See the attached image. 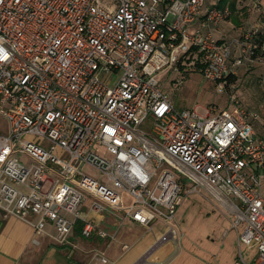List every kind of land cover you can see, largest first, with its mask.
<instances>
[{"label":"built area","instance_id":"built-area-1","mask_svg":"<svg viewBox=\"0 0 264 264\" xmlns=\"http://www.w3.org/2000/svg\"><path fill=\"white\" fill-rule=\"evenodd\" d=\"M231 14L207 0H0V114L9 126L0 210L68 244L78 225L85 238L109 236L83 211L88 198L90 210L169 226L190 194L209 189L233 200L234 227L244 225L234 264H264V128L235 80L254 61L259 27L228 37L220 28ZM197 66L228 108L211 104L204 115L172 102L158 76L179 73L177 90ZM243 247L255 250L252 261Z\"/></svg>","mask_w":264,"mask_h":264},{"label":"crops","instance_id":"crops-1","mask_svg":"<svg viewBox=\"0 0 264 264\" xmlns=\"http://www.w3.org/2000/svg\"><path fill=\"white\" fill-rule=\"evenodd\" d=\"M218 1L207 0V4H217ZM261 14L264 15V0L260 4V10L255 8L253 0H238L236 10L220 29L230 37L235 35L231 33L234 30L243 32L239 25L261 28ZM239 53L240 47L234 46L232 58L237 57ZM254 64L259 62H245L238 68V73L242 67ZM261 72L264 74V70ZM229 106L227 101L223 108ZM261 119L262 117L256 121L255 126L263 132V129L257 126ZM8 129V121L0 114V134L7 133ZM92 201V198H88L82 209L100 228L106 230L109 236L101 238L94 235L92 238H85L81 235L78 225L68 244H60L47 234H37L30 223L14 216H6L0 210V264H172L181 253L172 256L175 250L174 240L172 237L164 239L169 230L166 222L154 221L144 226L108 210H90ZM181 209L182 207L178 213ZM160 225L166 228L160 229ZM46 227H53L55 233H49L56 234L51 222H47ZM102 258H106L107 262H103Z\"/></svg>","mask_w":264,"mask_h":264},{"label":"rangeland","instance_id":"rangeland-1","mask_svg":"<svg viewBox=\"0 0 264 264\" xmlns=\"http://www.w3.org/2000/svg\"><path fill=\"white\" fill-rule=\"evenodd\" d=\"M243 26L239 25V28L244 30L248 27ZM234 31L231 33L235 35L232 34L231 38L242 33ZM261 70H264V63L246 65L235 78L240 98L246 106L261 114L262 119L257 123L259 129L264 126V74ZM178 75L179 73L171 71L158 76L164 91L177 108H195L200 114L207 115L211 104L218 108L227 105L228 96L204 78L196 68L191 69L184 84L174 90L171 83ZM90 172L97 175L95 170ZM50 184L47 182L44 188L48 189ZM217 197L214 192L203 188L190 194L182 203L180 213L174 224L169 223L171 228L164 238L172 237L174 240L175 250L172 256L181 252L172 264H234L239 258L237 238L238 233L243 232L244 225H240L238 229L234 227V208ZM229 201L233 203V200ZM160 226V229L166 228ZM46 231L55 233L53 227H46ZM242 249L248 260L252 261L256 255L255 250L248 251L245 247Z\"/></svg>","mask_w":264,"mask_h":264},{"label":"trees","instance_id":"trees-1","mask_svg":"<svg viewBox=\"0 0 264 264\" xmlns=\"http://www.w3.org/2000/svg\"><path fill=\"white\" fill-rule=\"evenodd\" d=\"M238 0H219L217 5L218 6H226L230 5L232 12L236 10V5H237ZM261 20H262V27L258 28L257 33L252 37V44L255 45L250 49L249 56L251 57L252 60L256 62H262L264 61V15L261 14ZM196 56V50L195 48L188 54V60H191L195 58ZM197 57V56H196ZM198 58V57H197ZM246 63H251L252 61L247 60L245 61ZM244 62V64H245ZM198 71H201L198 66L196 68ZM242 100V99H241ZM244 103V101L242 100ZM244 105H246L244 103ZM248 107V106H247Z\"/></svg>","mask_w":264,"mask_h":264},{"label":"bare ground","instance_id":"bare-ground-1","mask_svg":"<svg viewBox=\"0 0 264 264\" xmlns=\"http://www.w3.org/2000/svg\"><path fill=\"white\" fill-rule=\"evenodd\" d=\"M217 198H218V197H217ZM219 198H220V200L222 199V201H224L225 204H227V205L233 207V204H232L228 199L223 198V197H221V196H219ZM172 232H174V231H172Z\"/></svg>","mask_w":264,"mask_h":264},{"label":"water","instance_id":"water-1","mask_svg":"<svg viewBox=\"0 0 264 264\" xmlns=\"http://www.w3.org/2000/svg\"><path fill=\"white\" fill-rule=\"evenodd\" d=\"M154 222V221H153Z\"/></svg>","mask_w":264,"mask_h":264}]
</instances>
